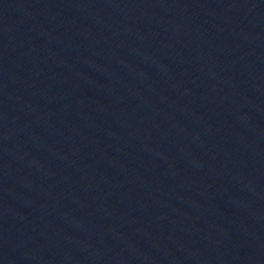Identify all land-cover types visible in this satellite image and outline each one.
<instances>
[{
    "label": "water",
    "instance_id": "1",
    "mask_svg": "<svg viewBox=\"0 0 264 264\" xmlns=\"http://www.w3.org/2000/svg\"><path fill=\"white\" fill-rule=\"evenodd\" d=\"M0 264H264V0H0Z\"/></svg>",
    "mask_w": 264,
    "mask_h": 264
}]
</instances>
